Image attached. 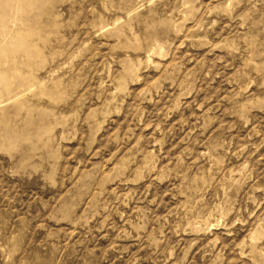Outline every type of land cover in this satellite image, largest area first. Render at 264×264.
Wrapping results in <instances>:
<instances>
[{
	"label": "rangeland",
	"instance_id": "374dc122",
	"mask_svg": "<svg viewBox=\"0 0 264 264\" xmlns=\"http://www.w3.org/2000/svg\"><path fill=\"white\" fill-rule=\"evenodd\" d=\"M0 264H264V0H0Z\"/></svg>",
	"mask_w": 264,
	"mask_h": 264
}]
</instances>
